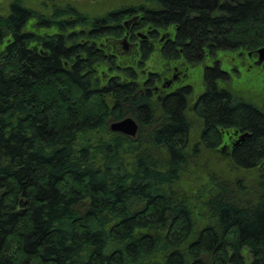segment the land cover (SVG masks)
<instances>
[{"label":"trees","instance_id":"16d2710c","mask_svg":"<svg viewBox=\"0 0 264 264\" xmlns=\"http://www.w3.org/2000/svg\"><path fill=\"white\" fill-rule=\"evenodd\" d=\"M91 4L0 13V264H264V99L233 78L264 0ZM128 29L171 38L100 45ZM186 62L205 88L155 91ZM127 116L136 135L110 128ZM224 130L247 134L226 156Z\"/></svg>","mask_w":264,"mask_h":264},{"label":"flooded vegetation","instance_id":"af4514ba","mask_svg":"<svg viewBox=\"0 0 264 264\" xmlns=\"http://www.w3.org/2000/svg\"><path fill=\"white\" fill-rule=\"evenodd\" d=\"M70 1L71 0H28L27 2L28 4L27 3L25 4L21 0L22 7H20V9L26 10V12L22 16L71 12V11H82V10H94L90 6V4L96 0H94L93 2L92 0L91 1L72 0L73 3H70ZM77 3H80V4L78 5ZM11 5L12 3L10 4L9 8L11 7ZM68 7L70 8L67 9ZM135 20H137V17L133 19H128V21L123 20L121 22V25H122L121 27L123 28L126 27V29L127 28L131 29L129 25L132 23V21H135ZM129 29L128 31H126L124 36L119 37L117 39L112 38L110 36H106L105 38L106 45H104L103 43H100V45L104 47L109 45L111 52H114L115 55L117 56L118 55L123 56V55H128L129 53H135V55L138 57L140 56V49H141L140 47L144 46L143 44L144 42L142 41V39L146 41V46L154 45L156 47H162V45L166 44L171 38L169 33H162L160 37L157 38V41L152 42L151 40H148V37L144 33H142L141 31H138V32L136 31V34L140 38V40L131 41L128 38ZM249 55H250V59L245 62L248 68L253 67V65H257L259 67L264 66V61L259 62V59H258L259 55H257V53L256 55L249 53ZM160 65H158L159 68H161ZM197 67L191 68L189 64H187V62L181 63V64L176 63L175 65L172 66V69H173L172 74L169 76L164 75V77L161 80L162 81L161 85L156 86L155 91L160 92L161 94H165V92H168V93L174 92L176 91V89L187 86V85H191L192 90L200 89V87L205 88V85L201 84V82L203 81L202 79L203 77L201 78L202 81L200 82L198 86H196L195 83H193L192 80H190L191 77L194 75L192 70H196ZM197 94L198 93H193L192 96L194 98H197L198 97ZM224 133L228 134V137H225V141L222 144V146H224L222 149L223 150L222 153H224L225 155H229L234 149V146H236L235 144L237 145L240 144L241 141L247 135L246 133L243 134L237 130H233V131L224 130Z\"/></svg>","mask_w":264,"mask_h":264},{"label":"rangeland","instance_id":"374dc122","mask_svg":"<svg viewBox=\"0 0 264 264\" xmlns=\"http://www.w3.org/2000/svg\"><path fill=\"white\" fill-rule=\"evenodd\" d=\"M13 1L14 0H0V13L9 11V6ZM22 1L25 4L28 2V0H22ZM88 1H91V0H88ZM93 1L94 0H92V2ZM70 3H73V1L71 0ZM77 4L79 5L80 3H77ZM92 5L93 4H90V6ZM243 64H239V65L236 64L240 73L238 75L233 76L234 84L235 85L238 84L240 88L246 92L247 90L252 89V92L256 93L255 96H257L259 99H262V98L264 99V71L262 70V68H260L257 65H253V67L248 68L246 66V63H243ZM223 67L228 68L226 64H223ZM192 72L194 73V75L191 77L190 80H192V82L195 83L196 86H198L200 82L202 81L201 78L203 77L204 70L202 67H197V69L192 70ZM191 117H192L191 118L192 124H195L197 127L198 121L193 118L194 115H191ZM196 127H194L195 129L192 132V136L197 141L199 138L198 135L200 131ZM223 156H226V155H223ZM246 264H250V261L247 260Z\"/></svg>","mask_w":264,"mask_h":264},{"label":"water","instance_id":"95a60500","mask_svg":"<svg viewBox=\"0 0 264 264\" xmlns=\"http://www.w3.org/2000/svg\"><path fill=\"white\" fill-rule=\"evenodd\" d=\"M257 55H259L258 57L259 62H263L264 61V46L257 50ZM110 128H112V130L114 131L125 133L129 136L136 135L139 129L138 124L133 116L132 117L127 116L125 118H122L121 120L113 121L110 124Z\"/></svg>","mask_w":264,"mask_h":264}]
</instances>
